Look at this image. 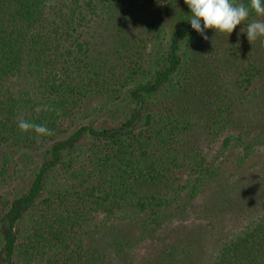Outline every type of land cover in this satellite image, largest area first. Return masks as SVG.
I'll return each instance as SVG.
<instances>
[{
  "label": "trees",
  "instance_id": "trees-1",
  "mask_svg": "<svg viewBox=\"0 0 264 264\" xmlns=\"http://www.w3.org/2000/svg\"><path fill=\"white\" fill-rule=\"evenodd\" d=\"M96 1L0 0V264H92L83 229L97 216L152 207L157 215L166 200L154 191L170 186V174L188 167L198 191L215 173L203 156L192 162L184 149L193 136L190 110L205 104L198 93L207 86L193 51L200 34L191 27L185 0L164 7L168 22L159 0H130L136 21L129 32L119 22L111 59L92 58L88 30ZM235 2L250 9L241 26L258 19L250 0ZM254 57L236 81L238 88H251L249 95L262 90L264 65ZM221 100L206 121L207 136L220 137L224 149L233 141L243 146L242 129L222 136L239 119L231 101ZM44 105L52 110L36 111ZM104 110L120 120L108 125L99 118ZM21 118L46 124L53 134L22 132ZM252 132L249 142L264 143V120L249 126ZM31 153L39 158L28 184L10 193ZM218 180L211 209L203 211L211 217L207 234L217 231L215 238L194 230L182 247L171 244L162 262L264 264V175L248 188L233 184L234 190L228 180ZM231 202L238 217L218 231L219 215ZM207 247L214 251L205 252ZM90 253L99 254L94 247Z\"/></svg>",
  "mask_w": 264,
  "mask_h": 264
},
{
  "label": "rangeland",
  "instance_id": "rangeland-1",
  "mask_svg": "<svg viewBox=\"0 0 264 264\" xmlns=\"http://www.w3.org/2000/svg\"><path fill=\"white\" fill-rule=\"evenodd\" d=\"M159 1L161 16L168 22L169 15L164 7L169 6L170 0ZM96 2L95 23L88 30V38L96 49L92 53V58L99 56L101 59L109 56L111 59L110 54L120 36L116 32L119 22L127 26L126 30L129 32L136 21L134 11L137 7L131 5L130 0H97ZM254 20H264V16ZM166 28L165 25L161 27L162 30ZM246 29L245 26L237 25L229 36L214 29L205 30L208 39L205 40L200 35L193 46L194 55L200 62L198 75L201 82L204 84L206 82L207 86L205 84V90L199 92L200 81H198L195 87L196 93L199 92L198 94L205 98V104L202 107H192L190 110L188 120L193 124V136L190 146L187 144L184 149L185 153H190L192 162L197 160L198 154L203 156L208 162L209 170L215 172L210 173L213 178L196 191L193 187L196 173L185 167L169 175V180L173 181L170 182V186L164 185L154 191L166 200V206L160 208L157 215H152V211L156 210V207H152L143 212L126 209L111 216H97L95 222L88 223V226L83 229L85 231L82 245L84 250H89L86 252L89 253V262L92 264H166L165 261L160 260L161 254L166 253L171 244L173 245L176 241L182 243V247L185 238H189V234L194 230L202 228L207 234V230L211 229L208 225L211 217L205 215L203 211L211 207L208 204H213L210 195L219 188V178L228 180L229 189L234 190L233 184L239 183L248 188L251 181L264 175V143L249 142V138L254 134L253 132L249 134V126L252 127L255 122L264 120V92L262 91L264 90V68L258 78L262 89L260 92L254 90L249 95L251 88L236 86L242 68L253 61L249 59V55L254 52L256 64L264 65V38H258L251 44L247 39ZM221 98L231 101L235 110L234 117L238 116L239 119L222 136L226 133L237 136L238 130L242 129L247 132L243 146L233 141L230 148L224 149L220 137L212 139L207 136L204 129L207 125L206 121L213 113L214 106L222 101ZM109 114L108 110H104L99 114V118L108 125H115L120 118L111 117ZM234 127L235 130H233ZM262 134L260 133V138ZM248 144L249 151L245 153L244 146ZM30 157L24 166L20 165L18 180L8 188L10 193L18 190L20 185L28 184L39 156L38 153H31ZM194 168L196 165L192 167V170ZM221 171H225V174ZM175 173L176 177L173 176ZM214 176L218 178L213 180ZM21 177H23V184ZM234 204L231 202V208L227 209V207L226 210L221 211L219 224H216L218 231L228 229L231 220L238 217L233 208ZM216 232L207 234L208 238L211 240L215 238L213 236H216ZM93 247L99 252L95 257L90 253ZM208 247L205 248V252L214 251ZM99 258L101 261L98 260Z\"/></svg>",
  "mask_w": 264,
  "mask_h": 264
},
{
  "label": "clouds",
  "instance_id": "clouds-1",
  "mask_svg": "<svg viewBox=\"0 0 264 264\" xmlns=\"http://www.w3.org/2000/svg\"><path fill=\"white\" fill-rule=\"evenodd\" d=\"M191 10L188 19L191 27L196 30L205 40L206 29H214L228 36L234 31L237 25L247 20L250 9L243 3L237 4L235 0H185ZM250 8L257 16H264V0H250ZM203 20V27L201 26ZM247 39L252 44L258 38H264V20H254L247 25ZM50 111L49 105L42 108L37 107L36 111ZM57 114L59 111L57 110ZM18 129L22 132L34 130L37 135H52L53 132L46 124H36L24 120H18Z\"/></svg>",
  "mask_w": 264,
  "mask_h": 264
}]
</instances>
